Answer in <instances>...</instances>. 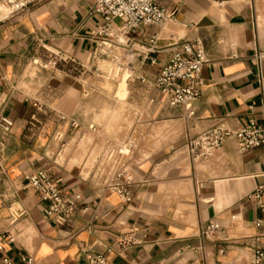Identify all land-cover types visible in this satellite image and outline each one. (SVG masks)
Returning <instances> with one entry per match:
<instances>
[{
	"label": "crops",
	"instance_id": "crops-1",
	"mask_svg": "<svg viewBox=\"0 0 264 264\" xmlns=\"http://www.w3.org/2000/svg\"><path fill=\"white\" fill-rule=\"evenodd\" d=\"M159 3L171 18L131 33L135 46L157 34V62L132 53L125 66L132 75L118 78L39 64L60 50L88 68L101 23L90 15L94 0H44L15 16L0 9V114L14 121L10 133L0 129V233L14 238L3 242L0 264L4 256L19 264L27 254L37 264H90L89 250L109 246L105 264H253L255 249L264 250V207L249 198L264 186V148L240 152L229 138L194 159L187 145L213 126L263 122L264 0ZM197 39L208 62L203 94L187 116L166 105L154 80L177 43ZM111 115L118 118L110 122ZM127 145L135 153L119 154ZM115 161L134 177L127 203L97 179ZM40 168L64 191L82 194L87 210L62 225L46 217L48 202L26 180ZM211 221L219 230L205 238ZM129 232L143 243L121 252L114 242Z\"/></svg>",
	"mask_w": 264,
	"mask_h": 264
},
{
	"label": "built area",
	"instance_id": "built-area-1",
	"mask_svg": "<svg viewBox=\"0 0 264 264\" xmlns=\"http://www.w3.org/2000/svg\"><path fill=\"white\" fill-rule=\"evenodd\" d=\"M42 1L44 0H0V4L15 16L24 14ZM216 1L219 6H223L228 0ZM90 15L101 19L100 26L93 36L96 43L93 59L98 61L99 65L110 67V71H113L115 67L114 75H111L110 71L109 74L104 73L103 75L118 78L122 73H127L128 77L132 75L129 68H125L126 56L132 53L143 55L144 59L149 60L151 64L157 62V58L152 56L153 53L158 52L155 46L157 34L151 37L149 44L144 42L135 46L136 43L132 41L131 33L150 26L162 27L173 13L160 5L159 0H94ZM175 46L176 49L171 53L167 63L157 72L154 86L169 108H181L185 110L187 116H191L195 114V104L203 94L205 80L202 77V71L208 58L203 43L198 39L183 40ZM35 62L38 63V61ZM39 64L44 69H60L63 65L71 64L75 70H81V74L88 71L84 64L60 50L50 51L48 58L43 59ZM72 125L76 127L77 123L72 121ZM13 126L14 121L11 118L0 114V129L4 133H10ZM63 137L62 133H58L57 138L62 141V146L64 145ZM229 138L235 140L240 152L259 147L264 148V118L262 123L251 119L248 123L239 125L235 130L222 126L207 128L188 139V150L194 159L207 158L219 150ZM118 152L129 154L130 151L124 152L119 149ZM110 158H114L113 153ZM106 168L105 164L101 166L97 179L101 180L110 192L116 193L123 202H130L133 199L134 177L129 169L115 161L113 166L108 168V177L102 178ZM26 180L41 199L48 202L44 212L45 216L53 219L57 224H65L80 208L87 210L82 194L64 191L60 186V180L53 176L50 169L40 168L28 174ZM263 193L264 186H259L249 198L264 207ZM218 230L219 225L211 221L202 231V235L205 238H211ZM5 240L13 241L14 238L9 233H0V251L4 250ZM142 243V240L137 238L133 232H129L119 237L114 242V246L122 252ZM110 248L109 246L102 252L89 250L87 252L89 263L105 264L106 251ZM263 262L264 250L258 247L255 249L253 264H263ZM2 264L17 263L4 256ZM19 264H37V261L32 254H27L21 257ZM152 264L169 263L153 262Z\"/></svg>",
	"mask_w": 264,
	"mask_h": 264
},
{
	"label": "rangeland",
	"instance_id": "rangeland-1",
	"mask_svg": "<svg viewBox=\"0 0 264 264\" xmlns=\"http://www.w3.org/2000/svg\"><path fill=\"white\" fill-rule=\"evenodd\" d=\"M0 9L5 11V12L7 11L1 4H0ZM109 71H110V67H105V65H101V64L99 65L98 61L93 59L88 66L87 74L98 76V75H103L104 73L109 74L108 73ZM115 73H116V68L114 67L113 71H110V74L114 75ZM122 75L126 76L127 73H122ZM106 85H107L108 90H110V91L113 90V84L107 83ZM125 85H126L125 83H122L118 88V95L120 98H123V99L126 98V96H127V90L125 88ZM108 118L111 119V120L109 119L110 122H114V119H117L118 117L116 115H111V116H107V119ZM120 149H122L124 152H128V150H129L130 152H129L128 156L135 153L134 150H132L129 145H127L126 147L125 146L120 147ZM120 164L121 165L123 164L122 161L120 162Z\"/></svg>",
	"mask_w": 264,
	"mask_h": 264
}]
</instances>
